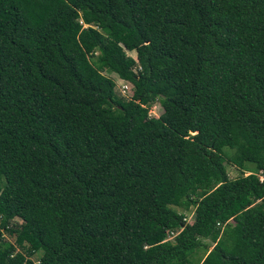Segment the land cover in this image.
<instances>
[{
    "label": "trees",
    "instance_id": "16d2710c",
    "mask_svg": "<svg viewBox=\"0 0 264 264\" xmlns=\"http://www.w3.org/2000/svg\"><path fill=\"white\" fill-rule=\"evenodd\" d=\"M0 264H264V0H0Z\"/></svg>",
    "mask_w": 264,
    "mask_h": 264
},
{
    "label": "rangeland",
    "instance_id": "374dc122",
    "mask_svg": "<svg viewBox=\"0 0 264 264\" xmlns=\"http://www.w3.org/2000/svg\"><path fill=\"white\" fill-rule=\"evenodd\" d=\"M128 55L134 57L135 54L133 51H129L127 52ZM106 73V72H105ZM104 73V74H105ZM107 76H109L111 79L114 80V82H116L117 84H119V82L121 81L114 73H106ZM116 91V90H115ZM116 93L120 96V94L116 91ZM125 95V94H123ZM126 98V96H124ZM161 112V109H160V106L158 104V101H154L147 109V113L148 115L152 116V117H156L159 113ZM225 154L226 155H230L232 153V150L231 149H225L224 150ZM225 165V169H226V172H227V175L229 178H234L236 177L239 173H238V170L233 167L232 165H230L227 161L224 163ZM246 174V173H245ZM173 210H175L176 212L178 213H182L184 218H185V221L186 222H189L192 220V217H193V209L192 207H189V208H186V209H182V208H179V207H176V206H170ZM176 233L174 232L173 235H170V239L175 235ZM211 248L208 247V250ZM198 254L200 255L201 254V251L198 252ZM37 256H38V253L35 254L33 257H32V260L35 262L36 259H37Z\"/></svg>",
    "mask_w": 264,
    "mask_h": 264
},
{
    "label": "built area",
    "instance_id": "2783aa9c",
    "mask_svg": "<svg viewBox=\"0 0 264 264\" xmlns=\"http://www.w3.org/2000/svg\"><path fill=\"white\" fill-rule=\"evenodd\" d=\"M116 85H117V90L120 92V94H122V95L125 94L126 95V93L128 92V89H129V86L127 85V83H125L124 81L121 80L119 82V84L116 83ZM182 219H183V221H185L184 216H183ZM173 234H174L173 232H170L166 239H170L169 238L170 235H173Z\"/></svg>",
    "mask_w": 264,
    "mask_h": 264
}]
</instances>
